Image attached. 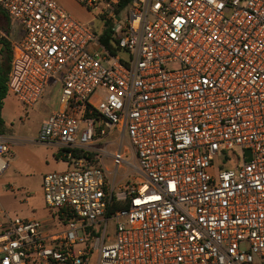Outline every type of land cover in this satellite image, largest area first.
<instances>
[{
  "label": "built area",
  "instance_id": "obj_1",
  "mask_svg": "<svg viewBox=\"0 0 264 264\" xmlns=\"http://www.w3.org/2000/svg\"><path fill=\"white\" fill-rule=\"evenodd\" d=\"M77 1L93 20L127 11L115 53L55 0H0L23 33L9 94L34 107L54 80L36 142L71 166L43 178L54 230L0 221V264H264V0Z\"/></svg>",
  "mask_w": 264,
  "mask_h": 264
},
{
  "label": "rangeland",
  "instance_id": "obj_2",
  "mask_svg": "<svg viewBox=\"0 0 264 264\" xmlns=\"http://www.w3.org/2000/svg\"><path fill=\"white\" fill-rule=\"evenodd\" d=\"M55 1L73 18L87 23L99 37L112 32L116 25L114 19L122 22L127 19V11H123L112 20H93L91 12L77 0ZM53 81H50L43 98L34 107L23 105L12 94L5 101L3 129L10 139L9 150L12 156L9 158V168L0 175V221L8 216L38 219L46 229L54 230L56 225L58 212L50 209L44 201L43 178L49 173L66 172L71 166L58 148L36 142L43 123L59 107V88L53 86ZM108 151L112 154L115 147L109 146ZM236 155L241 159L239 149L220 155L214 162L215 166L221 163L222 169L234 168L238 163ZM104 163L109 168L113 167L111 159H105ZM136 175L132 168L124 165L118 170V181L127 179L126 182H129Z\"/></svg>",
  "mask_w": 264,
  "mask_h": 264
},
{
  "label": "crops",
  "instance_id": "obj_3",
  "mask_svg": "<svg viewBox=\"0 0 264 264\" xmlns=\"http://www.w3.org/2000/svg\"><path fill=\"white\" fill-rule=\"evenodd\" d=\"M22 34L23 33L21 28L17 24H15L5 12L0 10V64L1 65L8 64V58H10V56L13 55L14 43L21 39ZM58 109L59 107L56 110ZM1 136L8 138L6 134H3Z\"/></svg>",
  "mask_w": 264,
  "mask_h": 264
},
{
  "label": "trees",
  "instance_id": "obj_4",
  "mask_svg": "<svg viewBox=\"0 0 264 264\" xmlns=\"http://www.w3.org/2000/svg\"><path fill=\"white\" fill-rule=\"evenodd\" d=\"M131 1L132 0H121V3L119 5V10L126 8L131 3ZM110 35L111 33L103 34V36L101 37V41L110 49V51L115 53L116 49L109 45ZM11 61H12V55L10 56V58H8L7 65L0 64V135L4 134L3 126L5 122L2 116V111L4 109L5 101L9 95L7 82L9 79V73L11 69Z\"/></svg>",
  "mask_w": 264,
  "mask_h": 264
},
{
  "label": "water",
  "instance_id": "obj_5",
  "mask_svg": "<svg viewBox=\"0 0 264 264\" xmlns=\"http://www.w3.org/2000/svg\"><path fill=\"white\" fill-rule=\"evenodd\" d=\"M247 155L250 157V152L249 151H247ZM248 159H250V158H248Z\"/></svg>",
  "mask_w": 264,
  "mask_h": 264
}]
</instances>
